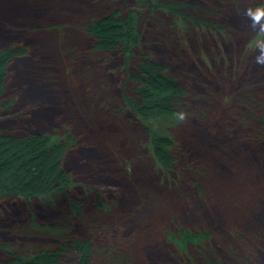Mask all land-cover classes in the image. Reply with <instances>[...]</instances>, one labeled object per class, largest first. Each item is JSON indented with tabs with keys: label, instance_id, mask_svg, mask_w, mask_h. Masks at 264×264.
Returning <instances> with one entry per match:
<instances>
[{
	"label": "rangeland",
	"instance_id": "obj_1",
	"mask_svg": "<svg viewBox=\"0 0 264 264\" xmlns=\"http://www.w3.org/2000/svg\"><path fill=\"white\" fill-rule=\"evenodd\" d=\"M135 1L0 0V45L22 41L32 48L10 65V89L19 94L16 107L28 111L25 126L40 132L69 131L75 137L63 165L79 184L76 194L84 184L105 192L112 203L108 211L86 204L84 214L104 219L116 214L121 234L137 232L132 247L136 264H186L169 235L180 228L212 234L200 248L209 250L213 264H244L224 252L217 240L232 225L248 239L258 237L264 258V142L249 137L247 122L230 112L241 86L251 84L248 91L264 93V67L253 63L258 50L248 47L258 28L250 27L251 20L243 15L258 0H205L208 14L197 18L215 26L179 19L175 31L167 13L159 14L165 23L162 31L155 20L144 24V49L180 81L196 109L170 127L182 169L171 179L147 147L142 122H134L137 116L125 106L122 55L95 51L92 38L71 28ZM176 1L205 5L204 0ZM62 45L71 48L70 57ZM89 89L102 105L93 107ZM260 184L259 198L249 207L253 196L248 198L244 189ZM30 211L38 223L51 221L60 209L0 203V237L21 246L43 244L41 237L29 238L20 231L34 220ZM236 211H243L245 219L230 220ZM193 254L196 264H210L198 252Z\"/></svg>",
	"mask_w": 264,
	"mask_h": 264
},
{
	"label": "trees",
	"instance_id": "obj_2",
	"mask_svg": "<svg viewBox=\"0 0 264 264\" xmlns=\"http://www.w3.org/2000/svg\"><path fill=\"white\" fill-rule=\"evenodd\" d=\"M256 2L251 6L264 4V0ZM206 8V1L202 5L176 0H136L134 5L126 3L103 17L71 26L94 40L95 51H115L122 55L126 71L125 106L137 116L134 122H142L147 147L167 177L182 173L177 166L179 157L173 150L175 141L170 132V127L179 123L174 114L184 110L190 115L196 109L188 102L187 90L180 81L151 51L144 49L143 27L146 22L155 20L160 30H164L160 13L171 17L169 24L175 31L179 19L183 24L192 21L199 26L214 25L213 21L197 18L208 14ZM68 47L62 45V50L70 57L72 52ZM31 49L22 41L0 45V203L18 201L31 209L37 203L44 208L60 209V212L49 222L37 223V216L30 211V218L34 220L21 225L20 231L29 238L41 237L43 244L29 242L21 246L19 241L0 237V264H136L137 255L132 247L137 232L129 236L121 234L117 229L122 226L121 218L114 213L108 219L95 213L94 217L84 214L86 204H91L95 210L108 211L112 203L105 192L88 185L82 184L81 192L76 194L75 187L79 184L63 165L66 152L76 144L75 137L69 131L40 132L25 126L28 111L16 107L19 94L10 89V65ZM250 86L243 85L235 93L230 112L247 122L249 137L264 142V93L253 94L248 91ZM91 92L89 89L87 95L93 107L102 105V99L95 100ZM77 219L82 222L79 227L73 224ZM230 220L239 219L234 213ZM223 227L220 225L218 229L222 231ZM230 228L232 230L220 233L217 238L223 251L244 264H264L258 237L252 234L248 239L237 227ZM169 235L186 264H196L193 252L213 264L209 250L200 248L204 241L212 238L209 231L180 228Z\"/></svg>",
	"mask_w": 264,
	"mask_h": 264
},
{
	"label": "clouds",
	"instance_id": "obj_3",
	"mask_svg": "<svg viewBox=\"0 0 264 264\" xmlns=\"http://www.w3.org/2000/svg\"><path fill=\"white\" fill-rule=\"evenodd\" d=\"M247 19L251 20L250 27L258 28L254 37L248 42V47L252 51H257L253 63L264 67V4L253 5L243 13ZM175 117L179 122H184L187 119L188 113L184 110L177 111Z\"/></svg>",
	"mask_w": 264,
	"mask_h": 264
},
{
	"label": "bare ground",
	"instance_id": "obj_4",
	"mask_svg": "<svg viewBox=\"0 0 264 264\" xmlns=\"http://www.w3.org/2000/svg\"><path fill=\"white\" fill-rule=\"evenodd\" d=\"M255 190H257L256 193H255ZM261 190H262V185L261 184H260L259 187L255 188V189H248L247 188V191H245V194H247V197L251 199V197L253 196L252 200H250L249 207H251L252 204H254V202H256L258 200L259 193L261 192ZM252 201H253V203H252ZM235 217L238 218V219L244 220L245 219V214H244L243 211H236L235 212Z\"/></svg>",
	"mask_w": 264,
	"mask_h": 264
}]
</instances>
